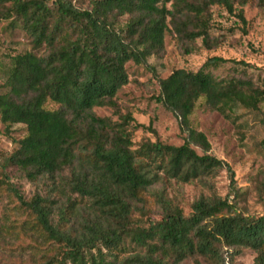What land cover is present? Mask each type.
I'll use <instances>...</instances> for the list:
<instances>
[{
	"label": "trees",
	"instance_id": "obj_1",
	"mask_svg": "<svg viewBox=\"0 0 264 264\" xmlns=\"http://www.w3.org/2000/svg\"><path fill=\"white\" fill-rule=\"evenodd\" d=\"M234 1L241 7L248 0H87L84 6L75 0H0V19L17 22L32 48L41 49L9 55L0 122H20L25 133L11 151L1 153L3 164L15 165L27 178L49 179L51 189L66 187L89 208L76 224L68 196L54 219V199L39 193L24 199L15 190L38 234L59 249L38 264H179L194 255L230 264L242 247L254 251L252 264H264V211H237L226 195L199 196L183 214L158 194V219L141 224L131 217L143 206L144 191L162 177L185 181L224 167L228 193L235 192L233 169L209 152L208 139L189 124V114L200 96L225 116L235 104L258 109L264 88L240 75L219 78L209 70L224 61H246L210 55L196 69L181 66L155 75V100L177 116L184 132L180 144L146 138L133 146L129 113L111 119L92 111L115 105L117 89L128 81L125 62L149 67L146 58L162 48L166 29L180 41L200 38L208 48L209 5L220 4L244 22ZM255 2L264 7V0ZM47 100L56 106L45 107ZM259 143L264 152V136ZM258 172L264 187V166Z\"/></svg>",
	"mask_w": 264,
	"mask_h": 264
},
{
	"label": "rangeland",
	"instance_id": "obj_2",
	"mask_svg": "<svg viewBox=\"0 0 264 264\" xmlns=\"http://www.w3.org/2000/svg\"><path fill=\"white\" fill-rule=\"evenodd\" d=\"M76 4L87 5V0H75ZM168 5V3H167ZM235 9H241L244 22L228 13L217 3L208 6V42L211 47L201 44L200 38L189 43L178 40L170 29L163 33V46L146 60L149 67L126 61L128 81L119 87L114 95V106H93L92 111L101 116L118 119V115L129 113L133 120L128 121L133 146L143 139L163 143L180 144L184 132L179 127L177 116L155 100L158 83L155 75L163 77L175 67L196 69L210 55H220L229 59H242L248 64L224 61L209 67L215 77L240 75L249 78L254 85L264 88V7L255 0H248L243 6L233 2ZM125 16H122L123 19ZM0 19V92L5 89L3 80L8 66L9 55L33 49L30 37L20 25ZM215 41V43H213ZM192 47L184 52V47ZM258 109L233 105L222 115L210 109L202 96L195 101L189 114V124L201 130L210 143L209 152L225 160L233 169L235 192L229 191V176L224 167L217 168L201 178L182 181L173 177H162L143 193L145 201L140 209H135L131 217L135 222L147 224L158 219L161 205L155 196L161 194L171 205L179 207L183 214L191 210V203L199 196H227L232 208L244 213L264 211V187L262 174L258 170L264 166V152L260 139L264 136V123L260 121V110L264 109V99ZM45 107L56 104L47 100ZM141 123L142 126H135ZM25 133L20 122L5 125L0 122V264H38L48 256L58 254V246L38 234L32 225V214L20 208L15 190L24 199L34 193L47 195L55 200L53 218H57V207L67 205L66 197L73 198L70 220L76 224L87 216V201L75 196L66 187L51 189L50 180L42 176L27 178L13 164H3L1 153L11 151L16 140ZM196 152L201 150L194 146ZM160 173V172H159ZM161 174V173H160ZM140 203H138L139 205ZM70 209V208H69ZM254 251L242 247L234 254L230 264H252ZM179 264H216L200 256L184 258Z\"/></svg>",
	"mask_w": 264,
	"mask_h": 264
}]
</instances>
